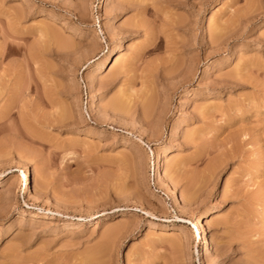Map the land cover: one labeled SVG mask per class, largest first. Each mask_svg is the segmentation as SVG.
Listing matches in <instances>:
<instances>
[{
  "label": "rangeland",
  "instance_id": "1",
  "mask_svg": "<svg viewBox=\"0 0 264 264\" xmlns=\"http://www.w3.org/2000/svg\"><path fill=\"white\" fill-rule=\"evenodd\" d=\"M2 173L0 264H264V0H0Z\"/></svg>",
  "mask_w": 264,
  "mask_h": 264
},
{
  "label": "bare ground",
  "instance_id": "2",
  "mask_svg": "<svg viewBox=\"0 0 264 264\" xmlns=\"http://www.w3.org/2000/svg\"><path fill=\"white\" fill-rule=\"evenodd\" d=\"M123 5V4H122ZM126 6V5H125ZM214 19V18H213ZM136 25V24H135ZM143 25V24H142ZM121 59L118 56H116L113 65L116 66L118 63H120ZM104 64L105 61H102L100 63V66L96 69L95 73H101L103 71L104 68ZM91 84H96V78H95V74H91V77L89 78ZM92 107L93 109L96 107L97 101L94 99H92ZM168 159V155L167 154H160L157 157V162L154 163V176L156 177V179L160 180V181H164L165 183L171 179L168 178V176H166L167 178L163 177L164 173L162 170V164H164ZM22 166V165H21ZM19 170V169H18ZM10 173L6 174V173H2L0 174V182H2V179L5 178L6 176H8ZM30 183H31V172L28 168H24V170L21 171V174L19 175V183H18V189L22 194H31V190H30ZM164 184V183H163ZM170 184V183H169ZM2 185V184H1ZM170 187V186H169ZM175 185H171V191L173 194L172 200L175 203H186L188 198L183 199L182 201L180 200L181 198L179 197V194L177 193L176 189L174 188ZM188 192V191H187ZM188 194V193H187ZM191 196V194H189ZM188 195V196H189ZM36 200H39V196L36 195L35 196ZM208 211H203L201 212L195 219L194 221V225H193V233H194V238L195 240L199 243L200 247H201V253L202 256L209 258L211 256V248H210V242L208 240V236H207V232H206V226H205V217L208 216ZM216 222V221H215ZM166 227V226H165ZM91 252V251H90ZM98 253V252H97ZM101 254V253H100ZM92 255V254H91ZM89 256V255H88ZM91 257V256H90ZM89 258V257H87ZM95 256L94 258H90L91 260H95ZM97 259V258H96ZM103 260V259H102ZM101 261V260H100ZM95 264V263H94ZM205 264V263H204Z\"/></svg>",
  "mask_w": 264,
  "mask_h": 264
}]
</instances>
